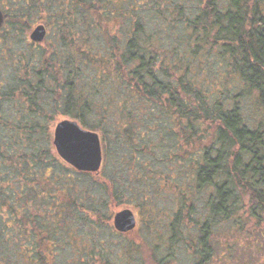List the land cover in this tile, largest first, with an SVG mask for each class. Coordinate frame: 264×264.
Here are the masks:
<instances>
[{"label": "trees", "instance_id": "16d2710c", "mask_svg": "<svg viewBox=\"0 0 264 264\" xmlns=\"http://www.w3.org/2000/svg\"><path fill=\"white\" fill-rule=\"evenodd\" d=\"M9 6L15 16L0 27V264H177L171 250L191 243L193 264H209L221 225L264 214V0ZM36 23L47 34L33 42ZM62 116L100 134L97 174L57 154L52 127ZM140 196L159 241L149 255L138 244L135 263L90 235L107 229L114 202Z\"/></svg>", "mask_w": 264, "mask_h": 264}, {"label": "rangeland", "instance_id": "374dc122", "mask_svg": "<svg viewBox=\"0 0 264 264\" xmlns=\"http://www.w3.org/2000/svg\"><path fill=\"white\" fill-rule=\"evenodd\" d=\"M62 118H64V116L60 117L61 120ZM60 119H58V121H60ZM53 131L54 125L52 127V137ZM138 199V202H132V204L121 203V205H115L114 202L113 216L107 229L101 230L99 235L96 233L90 235L92 239L97 238L101 240L105 249L110 252L114 251L120 255H126V257L130 258V260L135 263L137 261L140 262V260H135L138 258V244L144 248L142 252L149 255L151 252L149 245H155L159 241L158 235L153 232L154 229H150L149 227V224L154 225L152 221L154 216L144 209L146 203V201L143 200L144 198L140 196ZM168 202L167 198H161L159 204L165 205ZM124 208H128L135 212L138 224L137 227L133 229V232L130 231L125 232V235H118L113 224V218L116 212ZM246 209L248 213L249 207H246ZM242 218L244 219L243 224L232 221L224 226L221 225L220 228L216 230L217 234L209 243L213 253L209 264H264V214L259 218L247 217V215H244ZM111 225L114 226L116 231L112 232V230H110L112 229ZM82 231H85V233L92 231V226L89 225L80 228V232ZM160 232L163 233V237L167 233V231H164L163 227L160 228ZM144 240L147 241V244H144ZM131 245L134 248L132 251ZM169 247L170 244L163 243V245L158 247L159 254L161 256H167L166 254ZM189 248L190 250H187L184 246L179 244L171 250L177 258V264H193L194 255L191 253L195 249V244L191 243V247ZM69 254L72 253L69 252ZM148 258V261L151 262V257Z\"/></svg>", "mask_w": 264, "mask_h": 264}, {"label": "water", "instance_id": "95a60500", "mask_svg": "<svg viewBox=\"0 0 264 264\" xmlns=\"http://www.w3.org/2000/svg\"><path fill=\"white\" fill-rule=\"evenodd\" d=\"M4 22L0 9V27ZM45 29L36 27L32 34L33 40H42ZM53 145L59 157L74 169L83 172L98 173L103 164L102 138L97 131L82 126L77 119L62 118L56 122L53 131ZM113 224L120 233L133 231L137 227L135 212L128 208L116 212Z\"/></svg>", "mask_w": 264, "mask_h": 264}, {"label": "flooded vegetation", "instance_id": "af4514ba", "mask_svg": "<svg viewBox=\"0 0 264 264\" xmlns=\"http://www.w3.org/2000/svg\"><path fill=\"white\" fill-rule=\"evenodd\" d=\"M10 1H12V0H0V9L3 12L4 22H5V20L7 18H13V16H15V14H14L15 11L13 10V8H11L9 6ZM42 25L43 24H41V23H36V25H34L32 28H30V30H29V39L32 40L33 42H36L37 40H33L32 39V34L36 30V27L42 26ZM45 34H47V29H45Z\"/></svg>", "mask_w": 264, "mask_h": 264}]
</instances>
